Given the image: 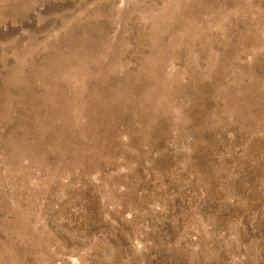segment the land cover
I'll return each mask as SVG.
<instances>
[{
  "label": "rangeland",
  "instance_id": "obj_1",
  "mask_svg": "<svg viewBox=\"0 0 264 264\" xmlns=\"http://www.w3.org/2000/svg\"><path fill=\"white\" fill-rule=\"evenodd\" d=\"M0 264H264V0H0Z\"/></svg>",
  "mask_w": 264,
  "mask_h": 264
}]
</instances>
